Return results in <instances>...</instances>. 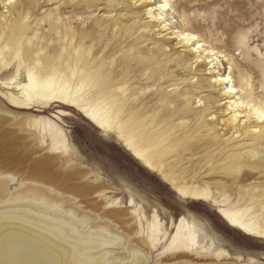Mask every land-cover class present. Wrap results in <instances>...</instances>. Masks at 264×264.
Wrapping results in <instances>:
<instances>
[{
  "label": "bare ground",
  "instance_id": "1",
  "mask_svg": "<svg viewBox=\"0 0 264 264\" xmlns=\"http://www.w3.org/2000/svg\"><path fill=\"white\" fill-rule=\"evenodd\" d=\"M40 1L31 6L23 0H0L4 10L0 14V72L6 76L15 68L10 78L0 80V149L7 146L13 149L22 144L23 139L14 135L18 129L6 128L12 122L18 121L16 126L25 127L32 120L39 132V120L22 111L31 112L35 107H77L99 128L123 136L127 146L150 168L163 170L164 156L179 157L190 152L189 140L206 122L209 124L203 137L205 150L218 152L229 161L222 171L231 174L240 163L264 171V97L255 93L252 71L247 69L240 74L238 84L231 72L216 73L221 59L227 56L200 40L196 33L172 29L166 19L169 11L175 12L169 0L159 4L153 0H106V6L113 4L120 18L106 24L100 22L99 33L78 29L75 23L79 21L61 18L58 10H51L41 20L31 21ZM43 23L47 24L48 33H36L32 27ZM105 32H112V38L105 36ZM123 34L124 40L137 36L136 46L124 49ZM228 61L232 66L233 59ZM145 75L158 89L163 82L171 80V101L177 98V104H184V111H187L186 102L192 106L204 105L206 109L196 114L191 129L182 131L177 128L179 125L174 126L173 117L165 112L169 101L165 93L162 96L157 93L160 103L156 104L160 109L142 106V96L133 99L142 91H136L132 85L139 76ZM194 91H199V95H193ZM204 92L208 93L201 95ZM220 105L227 118L218 121ZM228 111L230 114H226ZM46 128L52 148L66 145L67 138L61 129L52 122ZM230 134L231 138L224 139ZM55 160L42 157L30 167L28 182L41 202L27 204L29 207L19 204L11 224L1 226L0 221V264H69L67 257L73 264H118L106 249L113 240L107 228L118 225L111 218H117L130 231L129 252L133 261L128 264H150L152 249L158 252L163 243L167 244V255L158 264H258L254 260L238 262L232 257L218 261L217 257L197 256L193 253L197 234L194 226L181 219L173 230H168L156 212L144 228L136 217L137 212L104 211L98 218L103 219L105 227L93 229L88 224L92 218L88 216L81 222L76 216L82 209L78 198L66 197V193L81 189L90 192L80 181L71 183L84 172L80 169L55 171ZM6 180L12 183L17 177L6 175L0 168V187H4ZM194 195L207 198L211 194L195 192ZM49 199L70 202L68 213L49 207ZM220 211L231 225L249 234L264 236V226L259 221L244 220L246 212ZM6 213L0 211V217ZM225 254L221 251L218 256Z\"/></svg>",
  "mask_w": 264,
  "mask_h": 264
},
{
  "label": "rangeland",
  "instance_id": "2",
  "mask_svg": "<svg viewBox=\"0 0 264 264\" xmlns=\"http://www.w3.org/2000/svg\"><path fill=\"white\" fill-rule=\"evenodd\" d=\"M23 2L31 6L38 3L36 0ZM105 2L106 0L82 2L71 0L64 3L60 0L49 3L47 0H41L35 7V18L33 17L31 21L41 20L51 10H58L61 18L79 21L75 23L78 29L99 33L100 22L106 24L104 22L120 18L116 7L113 4L106 6ZM153 2L159 4L163 0ZM169 2L175 10L169 11L166 17L171 28L196 33L207 45L223 52L227 58L221 59V65L216 67V73L226 75L231 72L235 83H239L240 74L247 69L251 70L255 93L260 98L264 97V0H169ZM2 11L3 4H0V14ZM43 26L32 28L36 33H48L47 24L43 23ZM105 36L112 38V32H105ZM124 37L123 34V40ZM136 39L137 36L124 40L123 48L135 47ZM229 58L233 59L232 66ZM2 73L0 72V80L10 78L15 73V68L10 69L6 76ZM153 84V80H148L145 75L139 76L132 85L137 88L136 91H142L133 99L138 100L137 95L140 98L142 96L143 98H139L142 106L149 110L155 107L160 109L158 96H162V92L169 101L173 97L171 80L163 82L159 89ZM194 92L193 95H199V91ZM206 93L208 92L201 95ZM175 100L176 103H173ZM175 100L166 103L165 112L173 117L171 121H174L172 122L174 126L179 125L177 127H180L179 130L187 131L195 125L196 114L206 108L204 105L192 106L186 102L187 111H184V104L179 105L178 99ZM223 108L221 106L217 109L218 121L227 118ZM27 112L39 120V132L33 126L32 120L28 121L27 126H20L21 128L16 126L18 121L12 122L6 128L12 131L18 129L14 131V135L22 138L24 142L22 141L19 146H13V149L8 146L0 149L1 170L6 175L17 177L15 182L9 183L6 180L4 187H0V211L7 212L5 216L0 217L1 226L13 222L12 218L17 214L14 210L21 206L19 204L29 207L27 204L38 205L41 202L40 196L35 197V189L30 188L28 173L36 160L48 156L56 158L53 165L55 171L64 173L80 169L84 172L81 178L71 183L80 181L90 189V192L81 189L79 192L66 193V197L75 195L78 198L82 209L76 216L81 222L86 221L88 216L92 218L88 224L93 229L105 227L103 219L98 218L104 211L129 210L131 214L137 212L136 217L144 228H147L151 215L156 212L168 230H173L181 219L194 226L197 234L193 253L197 256L217 257L218 261H226L232 257L238 262L245 260L249 263L254 260L258 264H264V236L249 234L242 228L231 225L220 211L225 209L246 212L245 221L257 220L264 226V171L253 170L242 163L236 165L231 174L222 171L224 166L229 165V161L218 152L205 150L203 137L209 123L203 122L200 125V132L193 134L192 140H189L190 152L179 157H175L174 154L164 156L162 162L166 166L159 170L148 167L135 155L123 136L116 131L99 128L77 107L53 106L47 109L35 107L31 112L21 113ZM48 122H52L64 132L67 138L66 145L52 148L46 128ZM180 123H185L187 126L182 125L186 128ZM216 129L221 130V127ZM231 137L232 134L225 136L224 139ZM195 192L211 195L199 198L194 195ZM47 203L49 207L54 206L67 213L71 207H69L71 203L64 200L60 202L49 199ZM130 203L132 207H128ZM111 220L113 224L118 225L116 228H107V233L113 240L106 249L111 252L110 257L115 258L116 263L128 264L133 261L129 252L132 241V237L128 236L130 231L117 218ZM67 249L71 251L70 248ZM221 251L226 254L219 257ZM152 252L150 264H158L167 255V244L163 243L158 252L155 249H152ZM67 263L74 262L67 257Z\"/></svg>",
  "mask_w": 264,
  "mask_h": 264
}]
</instances>
